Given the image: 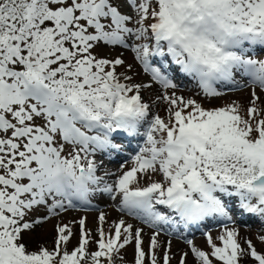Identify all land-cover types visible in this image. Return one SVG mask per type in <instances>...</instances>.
<instances>
[{
  "label": "snow or ice",
  "instance_id": "snow-or-ice-1",
  "mask_svg": "<svg viewBox=\"0 0 264 264\" xmlns=\"http://www.w3.org/2000/svg\"><path fill=\"white\" fill-rule=\"evenodd\" d=\"M257 50L264 0H0V264H116L133 242L134 264H172L177 254L161 234L209 220L220 234H204L208 250L186 239L177 264H189V254L194 264H264L250 239L241 245L233 219L264 222ZM125 51L149 83L136 82ZM183 77L195 82L192 96L182 94ZM152 84L166 117L143 99ZM242 87L252 89L246 108L195 98ZM120 137L142 142L131 166L113 172L104 158L125 151ZM105 195L152 230L147 251L143 227L123 217L108 224L104 212L95 233L82 217L55 226L53 247L29 248L26 233ZM73 223L79 239L70 248Z\"/></svg>",
  "mask_w": 264,
  "mask_h": 264
},
{
  "label": "rangeland",
  "instance_id": "rangeland-1",
  "mask_svg": "<svg viewBox=\"0 0 264 264\" xmlns=\"http://www.w3.org/2000/svg\"><path fill=\"white\" fill-rule=\"evenodd\" d=\"M120 50H105L102 52V55H109L114 56L118 54ZM257 58H264V51L257 50L255 53ZM124 59L128 63H133V54L130 51H125L123 53ZM134 71L137 73L135 76L136 82H144L145 84L149 83V77H147L143 72L140 70L138 65L134 64ZM180 84L182 91V94L184 96H192L198 89L196 88L195 84L187 81L185 86L182 87V79L177 81ZM251 87L247 89V87H242L240 89H234V90H227L225 95L220 98H205L203 97V94L200 96H196L195 98L203 103L205 107H217L222 106L226 103H231L232 101H237L239 104L243 105L245 108L249 106V102L251 100ZM257 92L259 93V89H257ZM160 94V86L156 84H152L150 88H144L142 89V96L145 102L152 105L151 111L153 113H159L161 117H166V104L163 101H159L156 103H153L156 100V96ZM261 95V101L264 102V94ZM258 102V103H260ZM262 106H264V103H262ZM123 137H120L117 139V141H120V143H123L125 146V151L119 155H115L113 157H107L104 158V166L106 169L110 171H117L121 164H125V170L127 167H130V159L131 156L134 155V150L138 148V144L142 141H139L137 139L130 140L131 143L123 142ZM159 178V177H154ZM101 212L106 213L107 222L108 224H111L113 221L118 220L119 218L123 217L124 219H127L126 217H129L121 212L118 211L117 203L115 201H112L109 197L105 196H96L92 199V203L90 206H81L79 204L76 205L75 208L69 209L67 212H63L58 217H53L46 222L40 224L36 227V229L32 232L26 233L25 235V241L27 242L30 249H37L40 245H44L46 247H53L54 241L56 238V230L55 226L57 224L62 223H69L71 221H78L82 217H86V227L89 229H92L95 233V228L98 224V217ZM246 214V213H244ZM243 214V215H244ZM243 215H239L237 213H233V219L235 221L234 226L238 228L239 234H240V243L243 247H247L245 240L250 239L253 243V245L257 248L258 251L261 253H264V242H262L259 237L264 236V222H262L261 218L253 215V214H247L245 218H243ZM131 223L134 224V226L143 227L145 230L144 235V248L145 251H147V244H148V237L151 234V229H148L146 225L140 224L139 221L135 220L134 218L130 219ZM214 220L206 221L204 224L207 229H210L211 227H215L220 225L218 222H213ZM212 223V224H211ZM73 229V232L75 233L74 237L72 238L71 244L69 247L71 248L73 245H76L79 239V225L78 223H73L70 225ZM107 228V225L105 226ZM196 226H191L188 230L181 229L182 237L178 238L179 236H176L177 238H172L167 236L166 234L161 235V240H168L171 239L172 241V252L174 254H177L175 256V259H173L172 264H177L179 260L178 253L180 251H188V245L186 243V239H192L194 243L201 247L204 250H208L207 244H206V237L205 232H199L195 229ZM221 227L216 231H210L212 236L215 238L220 234ZM98 238V237H97ZM93 247H95L93 245ZM120 256L123 257L122 260L117 259L116 264H134L135 259V250H134V242L133 244H130L126 246L125 249L121 250ZM249 259V258H248ZM189 264H194L193 258L191 254H189L188 257Z\"/></svg>",
  "mask_w": 264,
  "mask_h": 264
},
{
  "label": "trees",
  "instance_id": "trees-1",
  "mask_svg": "<svg viewBox=\"0 0 264 264\" xmlns=\"http://www.w3.org/2000/svg\"><path fill=\"white\" fill-rule=\"evenodd\" d=\"M244 264H253V261L251 260V258H247L245 261H244Z\"/></svg>",
  "mask_w": 264,
  "mask_h": 264
},
{
  "label": "bare ground",
  "instance_id": "bare-ground-1",
  "mask_svg": "<svg viewBox=\"0 0 264 264\" xmlns=\"http://www.w3.org/2000/svg\"><path fill=\"white\" fill-rule=\"evenodd\" d=\"M125 220H126V219H125ZM130 221H131L130 219H127V222L131 223Z\"/></svg>",
  "mask_w": 264,
  "mask_h": 264
}]
</instances>
